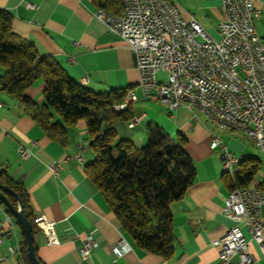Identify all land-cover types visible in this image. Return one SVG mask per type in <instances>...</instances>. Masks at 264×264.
Masks as SVG:
<instances>
[{
  "label": "crops",
  "instance_id": "1",
  "mask_svg": "<svg viewBox=\"0 0 264 264\" xmlns=\"http://www.w3.org/2000/svg\"><path fill=\"white\" fill-rule=\"evenodd\" d=\"M182 2L179 5L186 18L193 14L207 31L219 37L222 0ZM253 2L261 10L255 25L264 41V0ZM0 8L12 13L11 27L18 38L31 43L40 57L54 58L81 84L97 92L127 87L134 90L138 96L131 102L134 117L141 118L128 127L132 130L140 126V133L124 132L121 138H130L141 147L146 142L147 123L155 122L173 138H187L186 150L196 167L194 184L171 205L174 253L163 258L139 247L125 232L87 171L95 153L86 123L81 120L68 126V142L63 145L46 134L17 98L1 91L4 105L0 108V172L5 170L24 185L34 216L43 214L53 221L60 238L59 244H49L38 227L35 245L42 264H213L220 250L213 242L227 232L233 220L223 213L231 180L223 170L221 149L210 146L212 137L219 135L242 159H260L261 167L250 185L264 182L263 153L241 132L221 130L188 108L171 112L157 100L145 98L138 87L140 72L133 50L94 15L97 6L93 0H0ZM159 76L166 78V73L161 71ZM44 87L45 81L40 78L27 92L40 106L44 103ZM20 146L29 148L31 154L22 157ZM79 151L83 161L70 159L58 176L49 169L52 162ZM12 220L14 228L0 212V264H26L20 254L24 232L13 216ZM88 234H93L99 245L82 259L80 248ZM121 239L127 240L130 250L116 258L112 246ZM11 248L15 251L11 252ZM251 249L256 257L254 264H264V255L255 242Z\"/></svg>",
  "mask_w": 264,
  "mask_h": 264
},
{
  "label": "built area",
  "instance_id": "2",
  "mask_svg": "<svg viewBox=\"0 0 264 264\" xmlns=\"http://www.w3.org/2000/svg\"><path fill=\"white\" fill-rule=\"evenodd\" d=\"M222 11L219 37L193 15L186 18L175 0H125L119 14L95 10L94 15L133 50L140 72L138 87L145 98L157 100L171 112L185 107L215 126H233L235 131L254 136L264 148V41L255 25L261 10L253 0H222ZM192 52H199V60H192ZM161 71L166 78L159 77ZM137 99L130 88L126 100L113 108L124 109ZM140 118L130 120L129 127ZM210 146L221 149L222 166L230 167L228 175L235 183L242 157L216 135ZM19 152L22 157L31 154L25 146H20ZM70 159L83 161L81 151L52 162L49 169L58 176ZM0 212L14 228L15 222L2 202ZM223 213L233 224L214 240L220 250L213 264H254L252 242L264 255V189L258 185L233 187L225 198ZM34 221L49 244L60 243L53 221L43 214L35 216ZM98 245V239L88 234L80 248L82 259ZM112 250L116 258L122 257L130 245L121 239Z\"/></svg>",
  "mask_w": 264,
  "mask_h": 264
},
{
  "label": "trees",
  "instance_id": "3",
  "mask_svg": "<svg viewBox=\"0 0 264 264\" xmlns=\"http://www.w3.org/2000/svg\"><path fill=\"white\" fill-rule=\"evenodd\" d=\"M97 7L114 13L122 12V0H93ZM13 15L0 8V92L20 101L25 111L53 140L66 145L67 127L83 120L86 123L94 160L87 165L93 181L108 202L120 226L136 244L163 258L174 253L172 203L180 200L194 184L196 167L186 150L187 138H173L155 122L147 123V143L136 146L130 138H118L116 123L134 118L132 103L121 110L115 104L126 100L127 88L97 92L73 79L52 57H40L31 43L12 31ZM40 78L45 81L44 103L38 105L29 95V88ZM59 115L61 120H54ZM170 145V150L166 146ZM256 157L241 160L235 186H249L261 167ZM0 182L8 185L23 203L33 224L28 192L24 185L0 172ZM264 189V182L259 184ZM9 198L17 203L14 194ZM36 246V245H35ZM20 254L32 264L24 234Z\"/></svg>",
  "mask_w": 264,
  "mask_h": 264
},
{
  "label": "water",
  "instance_id": "4",
  "mask_svg": "<svg viewBox=\"0 0 264 264\" xmlns=\"http://www.w3.org/2000/svg\"><path fill=\"white\" fill-rule=\"evenodd\" d=\"M170 150V145L166 146ZM8 193L14 194L17 200L15 204L7 195ZM0 201L7 207L11 215L15 218L16 223L19 224L26 237L28 255L32 264H42L36 254L35 235L33 232V224L26 214L21 198L13 192V190L6 184L0 182Z\"/></svg>",
  "mask_w": 264,
  "mask_h": 264
},
{
  "label": "bare ground",
  "instance_id": "5",
  "mask_svg": "<svg viewBox=\"0 0 264 264\" xmlns=\"http://www.w3.org/2000/svg\"><path fill=\"white\" fill-rule=\"evenodd\" d=\"M122 5H125V0H122ZM96 10L110 11V10H107V9H105V8H103V7H97ZM192 15H193V14H192ZM193 16H194V15H193ZM194 19H196L195 16H194ZM192 60H199V52H192ZM0 104H4L3 101H2L1 99H0ZM138 117H139V116H138ZM138 117H134L132 120H136V119H138ZM216 127H218V128L221 129V130L230 129V130H234V131H235V128H234L233 126H216ZM238 132H241L244 136H246L249 140H251L252 143L254 144V146H255L256 148H258V149L263 153V155H264L263 144L260 143V142L258 141V139H255L254 136H251V135H249V134H244L243 131H238ZM214 135H216V137H220V136L217 135V134H214ZM223 170H224L225 174H227V175L230 174V167H223Z\"/></svg>",
  "mask_w": 264,
  "mask_h": 264
},
{
  "label": "rangeland",
  "instance_id": "6",
  "mask_svg": "<svg viewBox=\"0 0 264 264\" xmlns=\"http://www.w3.org/2000/svg\"><path fill=\"white\" fill-rule=\"evenodd\" d=\"M178 4H180V2H182V0H175ZM180 1V2H179ZM183 3V2H182ZM3 73V67L2 66H0V74H2ZM164 76V75H163ZM162 76V77H163ZM160 77V76H159ZM57 120H61V117L59 116V115H57V118H56ZM115 127H116V130H117V132H118V138H121L120 136H122V135H126V134H123L124 132H131V133H135V134H138V133H140V126H137V127H135L134 129H130L129 127H128V124H127V121H119V122H117L116 123V125H115ZM142 134V133H141ZM127 135H129V134H127ZM147 143V134H146V142H145V144Z\"/></svg>",
  "mask_w": 264,
  "mask_h": 264
}]
</instances>
